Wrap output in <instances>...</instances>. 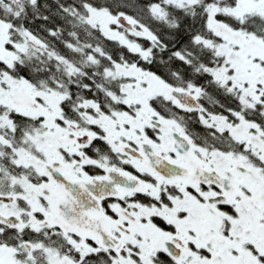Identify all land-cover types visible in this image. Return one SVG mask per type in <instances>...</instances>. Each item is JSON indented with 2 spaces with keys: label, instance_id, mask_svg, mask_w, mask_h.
I'll return each mask as SVG.
<instances>
[{
  "label": "snow or ice",
  "instance_id": "snow-or-ice-1",
  "mask_svg": "<svg viewBox=\"0 0 264 264\" xmlns=\"http://www.w3.org/2000/svg\"><path fill=\"white\" fill-rule=\"evenodd\" d=\"M0 0V264H264V0Z\"/></svg>",
  "mask_w": 264,
  "mask_h": 264
},
{
  "label": "trees",
  "instance_id": "trees-1",
  "mask_svg": "<svg viewBox=\"0 0 264 264\" xmlns=\"http://www.w3.org/2000/svg\"><path fill=\"white\" fill-rule=\"evenodd\" d=\"M113 3H122L129 5L128 7H123L121 10L127 11L129 14H137L138 8L142 7L148 0H112Z\"/></svg>",
  "mask_w": 264,
  "mask_h": 264
}]
</instances>
